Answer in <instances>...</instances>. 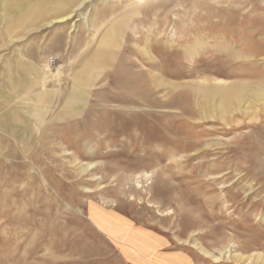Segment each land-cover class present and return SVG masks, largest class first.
<instances>
[{"label": "rangeland", "instance_id": "1", "mask_svg": "<svg viewBox=\"0 0 264 264\" xmlns=\"http://www.w3.org/2000/svg\"><path fill=\"white\" fill-rule=\"evenodd\" d=\"M254 92L264 0H0V264H264Z\"/></svg>", "mask_w": 264, "mask_h": 264}, {"label": "bare ground", "instance_id": "2", "mask_svg": "<svg viewBox=\"0 0 264 264\" xmlns=\"http://www.w3.org/2000/svg\"><path fill=\"white\" fill-rule=\"evenodd\" d=\"M139 1H142V0H139ZM239 94L241 96H243V94H246V91H243V89H242V91H239ZM254 96H255V98L257 97V100H259V101L264 100V92H262L260 94L254 92ZM234 98H236V97H234ZM237 100H239V103L242 102L241 97H237Z\"/></svg>", "mask_w": 264, "mask_h": 264}]
</instances>
